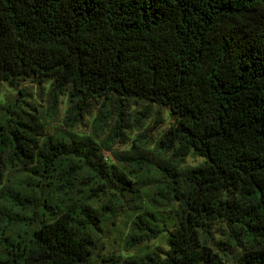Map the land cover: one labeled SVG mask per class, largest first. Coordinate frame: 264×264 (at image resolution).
Segmentation results:
<instances>
[{"label": "trees", "instance_id": "16d2710c", "mask_svg": "<svg viewBox=\"0 0 264 264\" xmlns=\"http://www.w3.org/2000/svg\"><path fill=\"white\" fill-rule=\"evenodd\" d=\"M27 78L70 89L79 109L109 96L167 108L175 123L161 146L203 159L171 173L169 250L116 264H264V0H0V84ZM40 130L20 116L0 126V190L14 167L55 187L84 166L108 169L92 140L41 141ZM45 208L61 213L4 237L0 264H95L89 205ZM154 220L139 216L131 240L157 238ZM216 227L229 263L207 245Z\"/></svg>", "mask_w": 264, "mask_h": 264}, {"label": "rangeland", "instance_id": "374dc122", "mask_svg": "<svg viewBox=\"0 0 264 264\" xmlns=\"http://www.w3.org/2000/svg\"><path fill=\"white\" fill-rule=\"evenodd\" d=\"M78 103L70 89L55 91L52 79L38 82L27 78L0 84V126L12 125L20 116L41 126V141L90 139L97 144V156L108 166L96 170L84 166L66 187L53 186L32 168L7 171L0 190V250L4 237L29 232L43 219L61 213L47 210L45 203L51 202L56 208V204L68 206L77 201L88 204L98 219L89 229L95 243V264H116L127 257L168 251L169 233L178 224L180 205L171 194V173L198 167L203 159L194 153L175 156V150L161 146L175 123L167 108L114 96L87 100L82 109ZM110 167L125 174L132 185H124L112 173L106 176ZM14 194L21 199L11 198ZM148 212L162 233L143 242L132 241L134 222ZM225 241V234L216 227L207 245L229 263L233 261L232 250Z\"/></svg>", "mask_w": 264, "mask_h": 264}]
</instances>
